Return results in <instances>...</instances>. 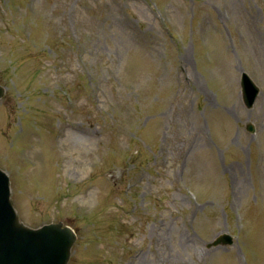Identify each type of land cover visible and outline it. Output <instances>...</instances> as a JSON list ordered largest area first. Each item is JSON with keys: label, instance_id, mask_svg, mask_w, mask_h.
Here are the masks:
<instances>
[{"label": "rangeland", "instance_id": "rangeland-1", "mask_svg": "<svg viewBox=\"0 0 264 264\" xmlns=\"http://www.w3.org/2000/svg\"><path fill=\"white\" fill-rule=\"evenodd\" d=\"M154 1L0 0L16 207L76 230L68 264H264V0Z\"/></svg>", "mask_w": 264, "mask_h": 264}, {"label": "water", "instance_id": "water-1", "mask_svg": "<svg viewBox=\"0 0 264 264\" xmlns=\"http://www.w3.org/2000/svg\"><path fill=\"white\" fill-rule=\"evenodd\" d=\"M3 93L0 87V97ZM74 241L73 231L61 223L38 230L20 224L9 178L0 170V264H67Z\"/></svg>", "mask_w": 264, "mask_h": 264}, {"label": "bare ground", "instance_id": "bare-ground-1", "mask_svg": "<svg viewBox=\"0 0 264 264\" xmlns=\"http://www.w3.org/2000/svg\"><path fill=\"white\" fill-rule=\"evenodd\" d=\"M75 131H78V129H75L74 132H75ZM79 132H81V131H79Z\"/></svg>", "mask_w": 264, "mask_h": 264}]
</instances>
